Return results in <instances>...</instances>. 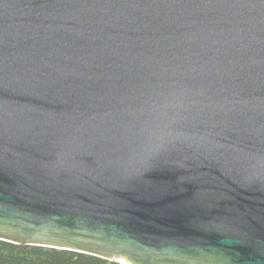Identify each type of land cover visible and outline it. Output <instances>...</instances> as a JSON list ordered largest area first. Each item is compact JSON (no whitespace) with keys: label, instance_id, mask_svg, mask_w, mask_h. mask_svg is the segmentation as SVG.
I'll list each match as a JSON object with an SVG mask.
<instances>
[{"label":"water","instance_id":"1","mask_svg":"<svg viewBox=\"0 0 264 264\" xmlns=\"http://www.w3.org/2000/svg\"><path fill=\"white\" fill-rule=\"evenodd\" d=\"M0 240L264 264V0H0Z\"/></svg>","mask_w":264,"mask_h":264},{"label":"trees","instance_id":"2","mask_svg":"<svg viewBox=\"0 0 264 264\" xmlns=\"http://www.w3.org/2000/svg\"><path fill=\"white\" fill-rule=\"evenodd\" d=\"M0 264H119L95 255L0 240Z\"/></svg>","mask_w":264,"mask_h":264}]
</instances>
